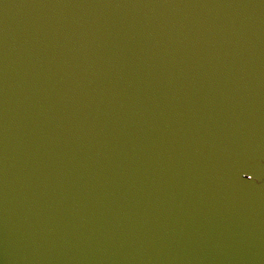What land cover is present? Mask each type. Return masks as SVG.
Returning a JSON list of instances; mask_svg holds the SVG:
<instances>
[{"label": "water", "instance_id": "1", "mask_svg": "<svg viewBox=\"0 0 264 264\" xmlns=\"http://www.w3.org/2000/svg\"><path fill=\"white\" fill-rule=\"evenodd\" d=\"M0 264H264V0H0Z\"/></svg>", "mask_w": 264, "mask_h": 264}]
</instances>
